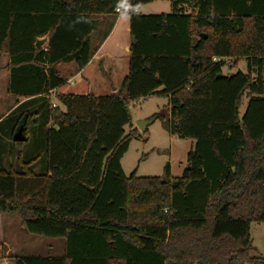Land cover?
<instances>
[{
	"label": "trees",
	"instance_id": "trees-1",
	"mask_svg": "<svg viewBox=\"0 0 264 264\" xmlns=\"http://www.w3.org/2000/svg\"><path fill=\"white\" fill-rule=\"evenodd\" d=\"M152 1L0 0L7 92L23 98L0 123L11 121V138L30 129L44 163L0 167V212L64 240L62 255L12 264H264V240L255 256L249 235L251 222L264 224V0H169L167 14L137 12ZM118 10L134 40L127 73L118 93L94 95L57 65L82 69ZM92 20L107 22L100 35ZM240 58L246 73L221 74ZM149 95L167 97L164 129L195 141L180 177L168 164L160 176L121 168L136 130L129 104Z\"/></svg>",
	"mask_w": 264,
	"mask_h": 264
},
{
	"label": "rangeland",
	"instance_id": "rangeland-1",
	"mask_svg": "<svg viewBox=\"0 0 264 264\" xmlns=\"http://www.w3.org/2000/svg\"><path fill=\"white\" fill-rule=\"evenodd\" d=\"M189 11V9H186ZM140 14H167L170 12L169 0H154L142 5L138 10ZM117 25L110 38L96 50L95 55L83 67L81 75H76L77 69L73 63H62L57 65V69L62 75L68 73L75 78L83 77L88 80L90 92L94 95L116 94L121 90L122 81L127 73L128 50L132 38L129 34V16L121 13L117 16ZM126 26V28H125ZM107 22L97 20L96 29L99 35L106 29ZM125 28V29H124ZM128 46V50L124 47ZM42 46V45H41ZM100 46V45H99ZM231 59H226L221 67L222 75L234 74L238 71L246 73L248 71L247 61L240 58L236 64H232ZM247 91L241 97L238 107V115L241 117L247 107ZM9 97V96H7ZM50 99L54 101L51 95ZM0 118L2 119L15 107H10L13 103L9 99H1ZM11 100V99H10ZM167 97L165 95H149L129 104V111L132 121L133 132L128 148L120 159V165L125 175L135 171L137 176H160L163 174L164 166L169 165V172L172 177H180L187 167V154L194 147L193 139H181L169 134L163 127L162 121L165 114ZM150 123L146 131H139L136 122L151 115H158ZM1 119V120H2ZM11 121L0 123V167H18L17 158L25 161L28 157H35L31 163L34 172L43 169V159L38 145L32 142V131L29 129L28 139L21 142H14L10 136ZM130 127L125 129L128 132ZM16 217L17 213L12 214ZM23 232L29 239L33 248L40 254L49 253L53 256L62 255L64 252V240L62 238H47ZM249 235L252 244L251 254L255 256L263 255L264 224L251 222L249 225ZM30 249V247H28ZM2 257V256H1Z\"/></svg>",
	"mask_w": 264,
	"mask_h": 264
},
{
	"label": "crops",
	"instance_id": "crops-1",
	"mask_svg": "<svg viewBox=\"0 0 264 264\" xmlns=\"http://www.w3.org/2000/svg\"><path fill=\"white\" fill-rule=\"evenodd\" d=\"M116 21H117V18L114 21V24L112 26L111 31L109 32L107 37L104 39V42L112 36V34L116 28V25H117ZM125 28H126V26H125ZM45 42H46V40H45ZM45 42L42 44V46L45 45ZM102 44H103V42L100 44L99 48L101 47ZM124 48H125V50L126 49L128 50L127 45ZM6 64H7V56L6 55H0V103L2 102L1 99L8 98L9 102H7V103H13L10 105V107H13L17 103L22 102L23 98H20V97L16 98V97L8 94V92H7L8 73H7V70L5 68ZM82 69L77 71L76 75L80 76ZM62 76L64 78L68 79L69 81L76 80L75 76L73 77L69 73L67 75H62ZM89 90H90V87H89ZM7 96H9V97H7ZM1 119H2V117L0 118V120ZM12 214H14V213L0 212V264H12L11 257L14 255H39V256H43V255L49 254V253L40 254V252H37V250L32 247L33 245L31 243H29L28 237L23 232V228L20 225L19 217H18L19 220L17 221L16 217H14ZM28 247H30V249Z\"/></svg>",
	"mask_w": 264,
	"mask_h": 264
},
{
	"label": "water",
	"instance_id": "water-1",
	"mask_svg": "<svg viewBox=\"0 0 264 264\" xmlns=\"http://www.w3.org/2000/svg\"><path fill=\"white\" fill-rule=\"evenodd\" d=\"M96 22H97V20L91 21V28L96 29ZM203 37H205V35H203ZM45 40H46L45 38L37 39L35 41L36 49H40L41 45L45 42ZM132 43H134L133 39H132ZM263 79H264V76H263ZM156 117H157V115H151L148 118H143V119L138 120L135 123L137 129L139 131L143 132L147 128V126L156 119ZM12 140L14 142H21V141L25 140V136L23 135V126L22 125H19L18 128L16 129V131L14 132V134L12 136Z\"/></svg>",
	"mask_w": 264,
	"mask_h": 264
},
{
	"label": "built area",
	"instance_id": "built-area-1",
	"mask_svg": "<svg viewBox=\"0 0 264 264\" xmlns=\"http://www.w3.org/2000/svg\"><path fill=\"white\" fill-rule=\"evenodd\" d=\"M119 11V10H118Z\"/></svg>",
	"mask_w": 264,
	"mask_h": 264
}]
</instances>
